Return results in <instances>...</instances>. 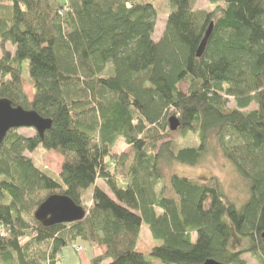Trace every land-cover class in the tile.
<instances>
[{
	"label": "trees",
	"instance_id": "16d2710c",
	"mask_svg": "<svg viewBox=\"0 0 264 264\" xmlns=\"http://www.w3.org/2000/svg\"><path fill=\"white\" fill-rule=\"evenodd\" d=\"M196 1L168 0L155 41L146 0H0V100L52 121L43 138L12 130L0 145V264H56L78 240L103 250L91 264H150L137 250L144 224L162 264H248L245 254L264 264V0H209L212 11ZM211 139L249 183L242 205L215 178L173 174L157 191L163 164L198 166ZM121 140L131 152L114 155ZM39 148L63 157L58 180L26 156ZM53 195L85 218L43 227L35 213Z\"/></svg>",
	"mask_w": 264,
	"mask_h": 264
},
{
	"label": "rangeland",
	"instance_id": "374dc122",
	"mask_svg": "<svg viewBox=\"0 0 264 264\" xmlns=\"http://www.w3.org/2000/svg\"><path fill=\"white\" fill-rule=\"evenodd\" d=\"M61 3H64L66 0H58ZM152 4L157 12L156 18V31L154 33V40L159 41L163 36L166 30V24L169 15V2L168 0H146ZM194 11H212L213 6L210 4L209 0H197L193 4ZM5 49L12 54L15 52V47L10 44L5 46ZM3 56V51L0 48V59ZM29 63H24V76L27 82L29 77ZM28 83V82H27ZM24 85L26 94L30 99L34 96V91L32 87L28 84ZM181 88L186 89L185 85H182ZM236 103L233 99H230L229 107L235 108ZM256 109L255 105H252L248 110ZM20 135L26 137H33L37 133L34 129H17ZM174 139L182 147H190L197 145V138L189 134L187 138H182L180 134H175ZM131 152V147L126 145L124 141H118V143L113 148L114 155L129 154ZM26 156L34 162L35 166L41 169L44 172L49 173L55 179H59L64 159L61 155L56 152H48L42 148H39L33 153H26ZM162 173L164 176L163 183L160 184L157 188L159 192L163 184H169V178L173 174H177L180 177H184L196 182H208L210 179H217L226 194V196L236 205H242L249 197V183L242 178L235 167L224 157L221 149L219 148L217 142L214 139H211L208 152L203 157L200 164L196 167H189L180 164H163ZM98 186L103 188L112 198L113 195L110 193L105 184L98 180ZM91 192L89 191L86 194L84 200V206L87 208L91 207ZM242 242V241H241ZM159 243H156L150 235L149 228L146 224L142 227V232L140 235L139 244L137 250L143 253L150 264H162L159 259H156L150 256L151 250L157 246ZM237 243L235 242L234 245ZM103 250L92 246L90 243L78 240L72 246L66 247L63 249L61 255L57 258L56 264H88V259L91 258V261L97 257L102 256ZM243 259L247 261L248 264H260L258 258L253 254H245ZM45 264H48L46 262Z\"/></svg>",
	"mask_w": 264,
	"mask_h": 264
},
{
	"label": "water",
	"instance_id": "95a60500",
	"mask_svg": "<svg viewBox=\"0 0 264 264\" xmlns=\"http://www.w3.org/2000/svg\"><path fill=\"white\" fill-rule=\"evenodd\" d=\"M214 30L211 23L205 37L197 51V58H201ZM169 126L172 132L180 128L177 117L169 119ZM52 127V121L44 119L34 111H26L22 107H14L12 103L3 99L0 100V145L7 134L17 129H34L43 138L45 133ZM86 216V211L76 205L69 197L53 195L49 197L36 211L35 219L43 227L50 228L61 224H72L82 221ZM264 239V233L262 234ZM205 264H222L214 260H209Z\"/></svg>",
	"mask_w": 264,
	"mask_h": 264
},
{
	"label": "crops",
	"instance_id": "0c3cea01",
	"mask_svg": "<svg viewBox=\"0 0 264 264\" xmlns=\"http://www.w3.org/2000/svg\"><path fill=\"white\" fill-rule=\"evenodd\" d=\"M91 258L88 259V264L90 263Z\"/></svg>",
	"mask_w": 264,
	"mask_h": 264
}]
</instances>
